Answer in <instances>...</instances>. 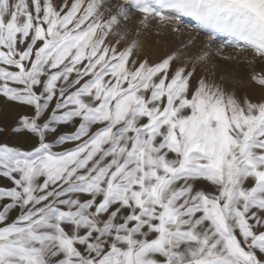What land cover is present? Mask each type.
<instances>
[{
  "label": "snow or ice",
  "instance_id": "snow-or-ice-1",
  "mask_svg": "<svg viewBox=\"0 0 264 264\" xmlns=\"http://www.w3.org/2000/svg\"><path fill=\"white\" fill-rule=\"evenodd\" d=\"M124 5L0 0V97L27 142L0 143V264H264V101L197 77L264 62V0ZM133 14L207 40L151 62Z\"/></svg>",
  "mask_w": 264,
  "mask_h": 264
},
{
  "label": "rangeland",
  "instance_id": "rangeland-1",
  "mask_svg": "<svg viewBox=\"0 0 264 264\" xmlns=\"http://www.w3.org/2000/svg\"><path fill=\"white\" fill-rule=\"evenodd\" d=\"M62 2L63 0H56L58 4ZM108 3L112 5L113 13L118 11L121 5L130 7L124 5V0H108ZM139 19L138 15L133 14L126 22L125 28L133 37H135L137 31L140 32V40L143 45L141 56L142 58L147 57L151 62L158 61L167 53L182 48L189 41H195L192 51H198L207 40V37H198L190 28H184L180 33L168 30L157 35L154 27L141 30ZM213 45V49L218 47V43ZM225 54L237 57L235 51L229 52V50H225ZM246 55L240 54L237 58L231 60L213 55L207 66L198 68L197 77L206 76L209 80L220 84L225 90L234 92L240 99L247 97L253 102H262L264 101V88L254 84L251 77L254 72L264 73V62L257 61L254 65H249L245 58ZM24 111L23 106L0 97V129H3V131H0V143L22 148L27 147L25 138L13 131V128L17 126L20 115ZM201 186L205 190H212V186L207 184V182H202Z\"/></svg>",
  "mask_w": 264,
  "mask_h": 264
},
{
  "label": "bare ground",
  "instance_id": "bare-ground-1",
  "mask_svg": "<svg viewBox=\"0 0 264 264\" xmlns=\"http://www.w3.org/2000/svg\"><path fill=\"white\" fill-rule=\"evenodd\" d=\"M119 6V5H118ZM182 34V33H181ZM214 46V45H213Z\"/></svg>",
  "mask_w": 264,
  "mask_h": 264
}]
</instances>
